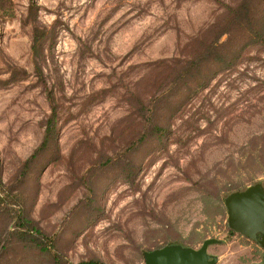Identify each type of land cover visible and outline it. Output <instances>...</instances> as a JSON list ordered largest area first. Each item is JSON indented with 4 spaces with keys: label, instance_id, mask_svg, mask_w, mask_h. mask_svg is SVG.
Masks as SVG:
<instances>
[{
    "label": "rangeland",
    "instance_id": "1",
    "mask_svg": "<svg viewBox=\"0 0 264 264\" xmlns=\"http://www.w3.org/2000/svg\"><path fill=\"white\" fill-rule=\"evenodd\" d=\"M236 1L0 0V180L21 186L10 196L54 240L50 255L12 264H141L145 250L206 237L220 239L208 246L216 264H264L224 204L264 186V43L208 67L179 108L161 98L159 135L139 104L147 80L187 65L190 39ZM34 24L47 30L36 57ZM52 104L56 143L38 149Z\"/></svg>",
    "mask_w": 264,
    "mask_h": 264
},
{
    "label": "trees",
    "instance_id": "2",
    "mask_svg": "<svg viewBox=\"0 0 264 264\" xmlns=\"http://www.w3.org/2000/svg\"><path fill=\"white\" fill-rule=\"evenodd\" d=\"M260 17L262 18L261 22H259ZM45 36H47L45 26L34 24L31 48L35 57L40 54L39 50ZM251 41L264 43V0H237L233 4L224 3L221 13L199 35L192 37L187 43L192 60L187 61V65L186 60H179L171 74L159 75L156 81L147 80V85L154 87L149 93L146 90L141 91V98H139V104L146 108L143 111V116L145 117L147 112H150L146 119L151 121V126L145 132L158 135L162 133V127L158 123L152 122L150 117L152 107L154 106L156 109L159 102L162 101L161 98H164L166 103L171 100L169 104L173 105L175 104L173 99H176L174 108H179L184 94L185 97L188 94V90L184 91L185 87L189 89L192 84L196 87L203 85L207 74L206 70L212 65L224 68L233 65L237 59H240L242 49L249 46ZM204 64L207 65L205 68ZM161 85L166 87H163L161 93L155 95L156 89ZM181 88H183V92H180ZM190 94L187 96H191ZM49 96L52 98L50 92ZM56 118V111L52 104L43 139L38 149H47L51 141L56 143L54 136ZM145 132L143 134H146ZM37 151L36 149L32 152L19 166V176L27 175ZM2 186L4 183L0 180V264L19 263L21 260L29 262L34 256L50 255L51 249L54 247L53 237L41 228L24 203L21 204L10 196L18 192L22 193L21 186L9 185L12 192L16 191L13 194ZM57 258L58 255L53 254V264H61ZM79 264L108 263L88 260Z\"/></svg>",
    "mask_w": 264,
    "mask_h": 264
},
{
    "label": "water",
    "instance_id": "3",
    "mask_svg": "<svg viewBox=\"0 0 264 264\" xmlns=\"http://www.w3.org/2000/svg\"><path fill=\"white\" fill-rule=\"evenodd\" d=\"M229 227L246 235L264 248V186L261 181L235 190L224 197ZM258 233L260 234L258 236ZM216 237H206L199 246L167 243L144 251L141 264H216L218 256L208 251Z\"/></svg>",
    "mask_w": 264,
    "mask_h": 264
},
{
    "label": "flooded vegetation",
    "instance_id": "4",
    "mask_svg": "<svg viewBox=\"0 0 264 264\" xmlns=\"http://www.w3.org/2000/svg\"><path fill=\"white\" fill-rule=\"evenodd\" d=\"M260 234L258 233V236H259Z\"/></svg>",
    "mask_w": 264,
    "mask_h": 264
}]
</instances>
